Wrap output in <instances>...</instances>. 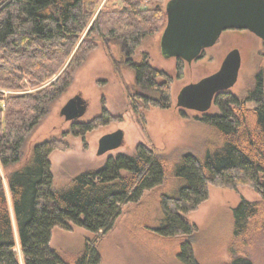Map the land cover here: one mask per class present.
<instances>
[{"label":"trees","instance_id":"16d2710c","mask_svg":"<svg viewBox=\"0 0 264 264\" xmlns=\"http://www.w3.org/2000/svg\"><path fill=\"white\" fill-rule=\"evenodd\" d=\"M152 1L145 6L143 0H0V164H17L4 179L0 174V264H100L98 239L113 228L127 204L141 200L168 175L180 185L161 198L163 216L153 229L178 239L181 262L199 264L190 241L197 225L187 214L208 198L210 186H251L261 199L238 201L234 237L239 239L252 227L263 231L264 68L244 95L222 93L215 99L217 111L196 117L214 137L201 153L183 152L170 166L142 142L133 153L110 155L102 166L55 190L50 153L67 149L66 140L38 141L20 162L28 134L69 87L74 70L105 38L122 43V54L142 91L157 93L150 98L138 92L142 105L171 104V79L162 78L164 72L152 65L147 52L134 57L143 40L167 22V2ZM177 68L181 76L183 60ZM248 101L256 106L247 107ZM136 102L137 110L141 104ZM102 105L92 119L73 123V134L84 137L116 119L105 102ZM76 226L91 234L82 250L70 256L52 246L54 227L70 231ZM227 264L254 263L247 255L234 254Z\"/></svg>","mask_w":264,"mask_h":264},{"label":"rangeland","instance_id":"374dc122","mask_svg":"<svg viewBox=\"0 0 264 264\" xmlns=\"http://www.w3.org/2000/svg\"><path fill=\"white\" fill-rule=\"evenodd\" d=\"M143 3L150 6L153 1L143 0ZM231 29L233 34L225 31L220 33L221 36L229 34V38L223 41V45L209 47L203 59H183L181 76L178 75L177 63L182 59L175 55L176 46L172 44L170 33L165 27L143 40L134 57L137 58L140 52H147L152 65L164 72L162 78L171 79V104L168 107L142 105V98L137 93L144 91L136 84L129 64L118 62L120 55L114 41L109 38L99 41L97 48L74 70L69 87L49 104L48 112L28 134L21 149L20 162L29 156L38 141L49 137L63 138L69 147L50 153L54 177L52 188L62 190L76 175L97 169L110 155L119 152L131 154L136 145L142 142L159 152L167 161V166L178 161L183 152L191 150L201 153L214 135L211 128L196 117L217 111L218 106L213 101L207 110H197L194 107L205 105L200 98L188 99L182 106L178 99L180 89L196 85L206 76L215 75L220 84L227 85L228 89L222 93L242 96L253 85L256 73L264 68V37L247 28ZM210 55H213L212 59ZM146 91L144 94L148 97H157L155 91ZM222 93L216 94L215 99ZM75 94H81L88 107L79 120L68 121L60 114V109ZM137 100L141 105L136 110L134 106L138 105ZM102 101L116 119L85 133L84 137L73 134V123L90 120L100 114ZM246 106L254 107L256 103L248 101ZM118 127L124 130L123 144L104 154L96 152L100 136ZM16 165L2 168L0 164L2 179ZM179 185L176 178L168 175L163 184L145 191L141 200L127 204L113 228L96 243L102 257L100 264H186L178 259V252L182 249L178 239L164 236L153 229L159 226V218L163 216L159 207L161 198L174 193ZM208 194V198L197 209L187 214V218L197 225L190 241L198 263L227 264L234 254H243L254 264H264V229L259 231L252 227L239 239L233 233V212L238 201L241 198L260 200L259 193L248 185H239L236 189L214 185L210 186ZM259 221H262L261 218ZM88 235L91 234L78 226L70 231L54 227L51 244L62 253L72 256L82 250ZM16 249L20 253L19 245H16Z\"/></svg>","mask_w":264,"mask_h":264},{"label":"water","instance_id":"95a60500","mask_svg":"<svg viewBox=\"0 0 264 264\" xmlns=\"http://www.w3.org/2000/svg\"><path fill=\"white\" fill-rule=\"evenodd\" d=\"M165 9V29L176 46L175 55L182 60H193L202 48L215 44L223 29L247 28L264 37V0H172L166 3ZM191 85L181 89L178 95L180 105L184 106L188 99L200 98L205 105L194 107L200 111L210 108L208 106L213 102L216 92L228 89L227 85L219 83L215 75L198 81L192 88ZM61 107L60 114L66 120L76 121L83 116L88 106L81 94H75ZM98 140L96 152L107 153L123 144L124 130L118 127Z\"/></svg>","mask_w":264,"mask_h":264},{"label":"flooded vegetation","instance_id":"af4514ba","mask_svg":"<svg viewBox=\"0 0 264 264\" xmlns=\"http://www.w3.org/2000/svg\"><path fill=\"white\" fill-rule=\"evenodd\" d=\"M229 30V31H228ZM232 30V29H231ZM231 30L230 29H223V31H225V32H231ZM222 31V32H223ZM224 32V33H225ZM229 34H233L232 32L231 33H229ZM229 34H226V35H219V38L216 40V43L215 44H212L211 46H214V45H217V46H219L220 44H222L223 45V41L224 40H227L229 37H228V35ZM109 40H113L114 41V46H115V48L117 49V52H119V60H118V62H125V64H127L128 63V61H127V58L126 57H124V55L122 54V51H121V48H120V46H119V42L117 41V39H109ZM211 46H208V47H206V48H202L201 50H200V52L198 53L199 55H197V57L195 58L196 60L198 59V58H200V59H203L204 58V56H206L207 55V50H208V48L209 47H211ZM121 51V52H120ZM213 58V55H210V59H212ZM194 59V60H195ZM206 77H208V76H206ZM205 77V78H206ZM182 89V88H181ZM181 89H180V91H181ZM223 91H226V90H224V89H222V90H219L218 92H216L215 93V95L213 96V101H215L214 99H215V96H216V94H220V93H222ZM140 93V92H139ZM180 93V92H179ZM179 95V94H178Z\"/></svg>","mask_w":264,"mask_h":264}]
</instances>
